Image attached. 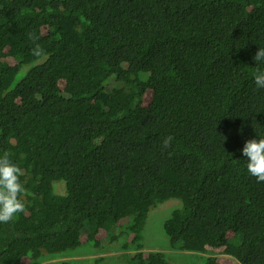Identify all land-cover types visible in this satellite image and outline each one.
<instances>
[{"label":"trees","instance_id":"obj_1","mask_svg":"<svg viewBox=\"0 0 264 264\" xmlns=\"http://www.w3.org/2000/svg\"><path fill=\"white\" fill-rule=\"evenodd\" d=\"M70 1L75 18L63 0H0V154L26 188L25 211L0 223V264H84L83 233L135 243L171 199L182 209L164 230L178 250L264 264V182L242 154L264 138V88L253 82L264 0ZM120 65L108 99L105 72Z\"/></svg>","mask_w":264,"mask_h":264},{"label":"rangeland","instance_id":"obj_2","mask_svg":"<svg viewBox=\"0 0 264 264\" xmlns=\"http://www.w3.org/2000/svg\"><path fill=\"white\" fill-rule=\"evenodd\" d=\"M65 3L64 14L68 17L75 18L77 13V7L69 8L68 5L71 3L70 0H63ZM86 17V14H80L79 18ZM9 63H13L11 59L6 60ZM30 69L29 66L24 67L22 71L17 76L16 81L21 80L26 72ZM63 88V85H62ZM182 209V203L179 200L171 199L157 207H153L148 214L146 224L144 229L138 231L139 235L135 237V243H133V236L131 234H126L119 236L117 240L111 241L104 237L100 238V243L94 240L87 241L86 237L82 235L81 240L82 245L78 248L79 258L85 262L84 264H94V260L102 258L97 262V264H129L131 254L143 252L145 257L151 252H160L164 255V259H159L157 262L162 264H206L209 257H218V262L221 260L222 256L215 253H190L178 250V244L174 245L171 243L166 231L164 230V225L172 217L173 213ZM134 233V232H133ZM138 233H134L135 236ZM116 236L119 235V231H115ZM230 237H232L230 235ZM144 247L143 250H138ZM223 249V248H222ZM219 248L216 249V252ZM92 253V255H91ZM87 254L88 257H83ZM226 261L235 264L237 260L234 257L224 254ZM57 261L45 263L51 264ZM22 264H30L29 260H25Z\"/></svg>","mask_w":264,"mask_h":264},{"label":"clouds","instance_id":"obj_3","mask_svg":"<svg viewBox=\"0 0 264 264\" xmlns=\"http://www.w3.org/2000/svg\"><path fill=\"white\" fill-rule=\"evenodd\" d=\"M77 1L79 2L80 0ZM214 31L215 30L213 29L212 34ZM28 39L34 45L31 50L32 55L34 57L40 58L46 55L43 47L38 42L40 40V37L35 32L29 33ZM7 59H11V58H7ZM253 59L255 60L256 63L264 61V48H259ZM11 60L13 61V59ZM7 63L10 65L15 64L14 61L12 64L9 62ZM120 67L121 65L110 66L105 72L102 86L104 87V93L106 94L107 97H108L107 94H110L114 91L113 89L116 85V82L118 81L117 76L114 73ZM253 82L257 88H264V70H260L259 68H257L253 78ZM59 86L63 90L65 87V81H60ZM128 86L129 85L120 88H128ZM147 95L148 93L144 96V98ZM108 99L110 98L108 97ZM173 139L174 138L172 136L166 137L163 140L162 147L165 149L170 147L171 141ZM242 154L244 155V157H246V162H247L246 169L248 174L252 177H255L257 182H264V138L250 139L246 141L242 149ZM11 156L12 154L8 151H5L2 154H0V223L3 224H7L11 222L18 213H23L26 208L25 202L22 198L23 195L26 194V188L21 183V176L23 175V172L22 169L12 160ZM245 183H247V181L240 178V184H245ZM83 235H84L83 237H86L88 241L87 234L83 233ZM228 238L231 239L232 237L228 235ZM224 250L225 248L223 249L219 248V251L216 252L215 249L214 253L219 256H222V258L218 262L219 258L214 257L216 261V263L214 264L217 263L219 264L226 260V258L223 256ZM151 253H160V252H151ZM25 260H29V259L25 258L23 262ZM45 261L46 260L36 264H45V263L53 262V260L46 262Z\"/></svg>","mask_w":264,"mask_h":264}]
</instances>
